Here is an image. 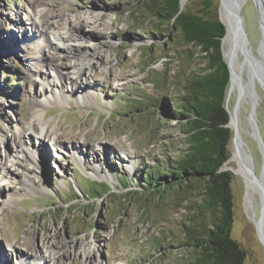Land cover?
I'll return each instance as SVG.
<instances>
[{"label": "rangeland", "instance_id": "obj_1", "mask_svg": "<svg viewBox=\"0 0 264 264\" xmlns=\"http://www.w3.org/2000/svg\"><path fill=\"white\" fill-rule=\"evenodd\" d=\"M133 1L0 0L2 264H33L34 255L40 260L49 252L52 260L41 259V264L57 259L58 264L194 260L195 252L181 245L182 222L200 202V192L172 187L153 195L150 187L141 186L149 171L159 174L165 158L185 150L184 135L166 110L172 109L169 98L177 95L175 81L203 69L206 60L173 30L168 40L165 25L133 13L138 8ZM206 1H211V18L220 20L221 0H181L182 9L197 11ZM240 12L257 60L262 32L254 1L245 0ZM40 14L47 23L35 33L39 26L29 19ZM158 32L156 43L151 34ZM153 58L156 62L144 70ZM84 65L89 66L82 77L89 79L86 85L74 80ZM153 74L163 80L151 83ZM242 78L245 83L246 75ZM254 84L259 98L254 125L247 96L238 87L227 93V108L238 115L237 122L229 121L232 138L223 168L233 174L232 236L246 250L244 264H264V236L255 226L261 202L238 171L236 151L239 144L256 176L264 171V89ZM20 129L27 132L26 142H19ZM45 129L60 136V145L48 138L39 142ZM18 143L26 144L36 161L19 152ZM105 184L109 193L91 197Z\"/></svg>", "mask_w": 264, "mask_h": 264}, {"label": "trees", "instance_id": "obj_2", "mask_svg": "<svg viewBox=\"0 0 264 264\" xmlns=\"http://www.w3.org/2000/svg\"><path fill=\"white\" fill-rule=\"evenodd\" d=\"M133 2L138 6L133 13L140 11L145 14L144 18L150 17L156 24L165 25L164 38L173 40V30L182 43L198 47L206 60L203 69H192L181 82L175 81L177 95L169 98L172 109L166 110L184 135L185 150L174 159L165 158L159 174L149 171L141 187H150L153 195L172 187L200 192V202L187 221L182 222L181 245L196 254L190 264H244L246 250L232 236L233 174L223 168L229 158L228 145L232 138L227 108L229 69L221 49L225 26L219 19L211 18V1H206L205 7L197 11L182 9L180 0ZM159 36L160 32L153 33L151 39L158 40ZM155 62V58L148 61L144 70ZM154 74L151 83L163 80V76ZM109 190L106 185L91 192V197L105 195Z\"/></svg>", "mask_w": 264, "mask_h": 264}, {"label": "bare ground", "instance_id": "obj_3", "mask_svg": "<svg viewBox=\"0 0 264 264\" xmlns=\"http://www.w3.org/2000/svg\"><path fill=\"white\" fill-rule=\"evenodd\" d=\"M244 1L245 0H221V4H220V8H219L220 9V16H221L223 22L225 23L226 29H227L226 34L222 39V47H223V53H224L225 60L229 63L231 70H232V76H231L230 87H229L230 91L236 87L243 86L244 83L242 81H238L237 78H239V77L242 78L243 74L247 73L248 71H251L252 66L256 62L255 60L253 61V59L251 58V55L249 54V51L247 50L243 41L241 40V35H240L241 34V30L239 27V16L240 15H238V11L242 7ZM258 3H259V0H258ZM40 16H42L40 19H36V20H35V18L29 19L30 23H34V24L37 23L38 26L40 27V28L38 27L36 29L35 33L41 32L43 30V26H45V24L47 23L46 21L44 22V20L42 19L44 17V15L40 14ZM261 17H262V14H261ZM78 23H76V24H78ZM261 24L263 25V29H264V17L261 18ZM77 32H79L80 35L86 34V35H90V36L94 37L93 33H85V32H83V30H77ZM69 36L71 37L74 35L70 34ZM63 48L66 49V46L63 45ZM48 56H51V54H49ZM69 65L70 64H64V67H67V66L71 67V68L75 67V66H72V65L69 66ZM88 67L89 66H85V68H84L83 66H79L78 71L76 72V77L74 79L75 82H77L79 80L78 82H80V84H82V85H86L88 83L89 79L82 80V77L85 75V69H88ZM57 75H58V77L62 78L63 74L61 71H58ZM249 77L252 78V81L254 83L257 81L256 78H253L250 75H249ZM259 81L262 82V84H264L263 80H259ZM247 102L252 106L251 110H249V116H250L249 121L254 125V122H255L254 111H255L258 103H259V98L257 95L252 93L249 95V97H247ZM237 115H238L237 111L231 112L232 122L234 121V119H236L235 122H237ZM30 129L35 131L37 129L36 124L33 123ZM43 132L44 133H41V136L39 139L40 143H44L45 139L48 138V140L52 141L53 143L60 145V143H61L60 136H57V135L53 136L52 134H49V132L46 129ZM20 133H21V137L19 138V142L21 141V138H23V139L25 138L26 139L25 142L27 140H29V138L27 136V132L24 129H20ZM237 133L238 134L240 133L238 128H237ZM75 138L76 137L72 136V135L70 137V139H75ZM0 141H2L1 136H0ZM86 142H87V139H86ZM30 143L32 146L34 145L33 141L32 142L30 141ZM70 147L76 148V145L71 141ZM19 148H20L19 152H22L23 155L27 159L32 160V161H36L35 155L32 153V151L29 150V148L26 144H24V146H23L21 143H18V149ZM38 149H39V147H38ZM91 151L93 152L94 150L89 149L88 152H91ZM236 151H237V156H238V158H237V160H238L237 161L238 162V171L243 175L244 179L247 181V184L251 185V187L254 188L256 194L261 196V197H264L262 188H260V186H258V184L254 181L253 177L248 172L249 170H248L247 161H246V158H247L246 156H248V154L239 146V144L237 145ZM239 154H240V157H239ZM40 157L43 158L42 155H40ZM0 168H3V162H2L1 157H0ZM109 177L112 178L111 175H109ZM24 181L26 183L29 182V184H31L30 178L28 176H25ZM258 226H259L258 232L260 230L264 236V226L262 227L259 224H258ZM258 236H259V233H258ZM35 254H37V252ZM67 254H68V252H63L61 254V256H65ZM41 257L42 258H40V260L41 259H44L47 261L52 260L51 252H49L46 255L44 254ZM37 258L38 257H36L35 255L33 256V264H41V261ZM5 263L6 262H4L3 264H5ZM0 264H2L1 259H0ZM53 264H58V259L56 260V263L53 262Z\"/></svg>", "mask_w": 264, "mask_h": 264}, {"label": "water", "instance_id": "obj_4", "mask_svg": "<svg viewBox=\"0 0 264 264\" xmlns=\"http://www.w3.org/2000/svg\"><path fill=\"white\" fill-rule=\"evenodd\" d=\"M255 5H256V9L258 12V16H259V20H260V26H261V32H262V36H261V42L259 47L256 49V52L258 54V59L256 60L254 55H253V49L250 45L249 39L247 37L246 31H245V27H244V20H243V16L241 15L240 12V16H239V27L241 30V40L243 41L245 47L247 48V50L249 51V54L251 55V58L254 60H256V62L254 63V65L252 66V70L248 71L247 73H245L246 75V82L243 84V86H239V93L240 94H245L247 97H249L250 94H256L255 91V84L252 81V78L249 77L252 76L253 78H256V80L258 81V83L262 86V88L264 89V84H262V82H260L259 80H263L264 81V29H263V25L261 24V18L264 17V0H253ZM180 6L182 7V3L180 0ZM262 14V17H261ZM220 21L223 23V25L225 26V34H226V25L223 22V20L220 18ZM224 34V36H225ZM223 36V37H224ZM223 39V38H222ZM221 49H222V57L224 59V61L226 62L228 69H229V83L231 81V76H232V70L231 67L229 65V63L225 60L224 57V53H223V47H222V40H221ZM238 81H242V78L239 77L237 78ZM254 91V92H253ZM236 111V109H235ZM229 112V116L231 119V112L230 110H228ZM229 119V121H230ZM229 125V122H228ZM246 161H247V166H248V172L249 174L253 177L254 181L258 184V186H260V188H262L263 190V194H264V171H262L259 176H256L253 172L252 166H251V160L249 156H246ZM264 196V195H263ZM260 198V202H261V208H260V213H259V217L257 219V221H255V226H256V231L258 233V224L260 226H264V197L259 196Z\"/></svg>", "mask_w": 264, "mask_h": 264}]
</instances>
